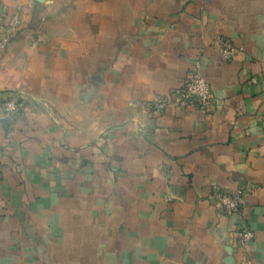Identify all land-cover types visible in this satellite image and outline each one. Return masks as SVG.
<instances>
[{
  "label": "crops",
  "instance_id": "crops-1",
  "mask_svg": "<svg viewBox=\"0 0 264 264\" xmlns=\"http://www.w3.org/2000/svg\"><path fill=\"white\" fill-rule=\"evenodd\" d=\"M0 148V264H264V0H0Z\"/></svg>",
  "mask_w": 264,
  "mask_h": 264
},
{
  "label": "built area",
  "instance_id": "built-area-1",
  "mask_svg": "<svg viewBox=\"0 0 264 264\" xmlns=\"http://www.w3.org/2000/svg\"><path fill=\"white\" fill-rule=\"evenodd\" d=\"M234 50L235 46L232 43H225L224 55L226 57H230ZM214 98L211 82L199 69H195L189 73L182 85L171 94L156 97L151 105L155 108H161L175 103L182 107L198 106L210 110L214 106ZM5 106L7 111L15 113L25 106V101L19 96H12L6 100ZM3 164V151L0 148V176L3 171ZM211 197L223 211L237 214L244 221L246 191L243 187L233 192L216 188L212 192ZM238 236L243 244H247L254 239L255 233L253 229L243 222L238 229Z\"/></svg>",
  "mask_w": 264,
  "mask_h": 264
}]
</instances>
